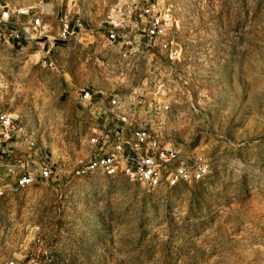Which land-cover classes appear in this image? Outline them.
<instances>
[{"label":"rangeland","instance_id":"374dc122","mask_svg":"<svg viewBox=\"0 0 264 264\" xmlns=\"http://www.w3.org/2000/svg\"><path fill=\"white\" fill-rule=\"evenodd\" d=\"M147 2L179 22L171 35L185 61L171 71L164 56V83L167 96L181 102L172 104L164 133L208 160L203 184L147 190L120 174L73 173L90 159L104 121L84 113L72 95L99 90L96 104L125 92L99 74L96 58L109 56L100 38L93 45L57 41L61 15L68 10L98 32L112 6ZM0 3L29 9L20 19L26 39L7 42L0 27V114L24 131L17 144L2 147L0 162L17 160L31 174L45 159L55 166L51 179L9 187L0 198V264H264V0ZM37 18L47 26L41 36L29 25ZM53 42L58 71L40 62Z\"/></svg>","mask_w":264,"mask_h":264},{"label":"built area","instance_id":"2783aa9c","mask_svg":"<svg viewBox=\"0 0 264 264\" xmlns=\"http://www.w3.org/2000/svg\"><path fill=\"white\" fill-rule=\"evenodd\" d=\"M28 16L29 9L12 10L0 3V27L5 28L4 38H7V42L26 39L27 31L21 27L20 19ZM29 25L40 36L47 32V26L38 18L33 19ZM11 26H14L12 30L9 29ZM178 27L179 22L169 9L151 2L112 6L98 32L68 10L62 13L58 42L77 41L83 44L86 41L87 45H93L97 43L98 37L106 54H109L106 59L97 57L95 60L100 76L112 82V86L118 87L135 79L129 106H121L116 93L109 95L108 118L114 127L97 128L90 142L91 157L74 169L76 177L96 174L115 177L120 174L147 190L164 187L171 190L179 186L203 184L208 180V160L200 153L168 140L164 133V120L173 114L172 104L179 105L181 99L175 95L167 96L168 85L164 83V76L158 66H164V56L172 66L171 71H175L185 61L182 46L171 35ZM53 48L55 42L50 44L47 52L42 50L40 62L45 68L58 71ZM144 62L147 68L142 66ZM157 70H160L159 74H156ZM172 83L175 85V82ZM99 94L103 93L83 88L76 93L75 101L81 107L86 104L92 106L93 97ZM144 94H153L154 98L148 102ZM23 132L11 116L1 113L0 155L4 153L2 147ZM5 166L6 174L0 173V198L6 195L7 189L26 190L38 178L51 179L55 169L47 159L35 174L22 169L17 162ZM7 264L16 262L10 261Z\"/></svg>","mask_w":264,"mask_h":264},{"label":"crops","instance_id":"0c3cea01","mask_svg":"<svg viewBox=\"0 0 264 264\" xmlns=\"http://www.w3.org/2000/svg\"><path fill=\"white\" fill-rule=\"evenodd\" d=\"M53 57L56 58V55L54 54ZM149 62H150V60H148V63ZM142 66H145L147 68V65L145 62L142 63ZM158 68L161 69V74H162V76H164V66L160 65V66H158ZM119 88H123L125 95L122 97V95L119 92V93H117L118 98L120 99V97H122L124 99V103H126L129 106L131 104L133 91L135 89V79H131L129 82L120 86ZM76 93L72 95V100L77 105V103L75 101ZM108 100L109 99H107V98L106 99L104 98V100L100 98V101H98L96 104H92V106H89L87 104L85 105V107L79 106L81 109H83L84 113L86 112L87 115H91L93 118L95 117L97 120H103L104 121L103 124H99V122H98L96 129L100 126H102V127L104 126L108 129H111L114 127V124L111 123L109 118H108V116H109L108 113H109V109H110ZM22 138H24V132H23V134L16 136V138H14L11 142H13L15 140L14 143L17 144L19 142V139H22ZM2 155H6V152H4ZM7 156L12 157L11 154H7ZM3 157L4 156H1L0 159H2ZM16 162H17V160L14 161V163H16ZM43 163H44V161H43ZM43 163L40 165V167L43 165ZM0 164H1L0 165V173L4 175V174H6V166L5 165H9V164H13V163L10 160V161H5L4 163L0 162ZM19 166L22 169L28 170V167H26V165L22 164L21 162L19 163Z\"/></svg>","mask_w":264,"mask_h":264}]
</instances>
